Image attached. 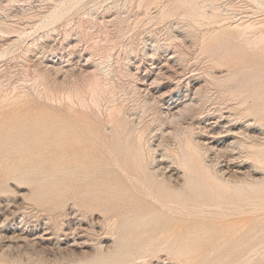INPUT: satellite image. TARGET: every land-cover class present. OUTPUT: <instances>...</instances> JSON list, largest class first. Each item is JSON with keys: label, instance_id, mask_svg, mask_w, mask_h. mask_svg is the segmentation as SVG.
Returning <instances> with one entry per match:
<instances>
[{"label": "rangeland", "instance_id": "1", "mask_svg": "<svg viewBox=\"0 0 264 264\" xmlns=\"http://www.w3.org/2000/svg\"><path fill=\"white\" fill-rule=\"evenodd\" d=\"M162 1L0 0V264H264V194L226 195L218 202L199 199L184 189L187 175L180 164L186 141L193 135L205 137L196 122H217L215 133L227 123L236 125L237 133L243 132L248 122L256 125L258 119L248 111L264 108L263 60L258 64L264 55L242 50L232 54L231 32L220 30L252 24L255 29L249 37L262 35L264 0H197L212 18L201 26L190 25L182 16L158 18L164 6H174L179 0ZM60 14L61 19L53 20ZM213 32L218 34L211 41L206 34ZM145 50H157L158 54L151 61ZM174 52L179 60L172 64V80L157 84L146 96L151 103H144L145 95L135 87L138 77L149 75L150 70L151 76L156 75L160 62L175 57ZM88 53L92 65L109 57L114 73L111 82H104L109 93L100 106L85 110L77 97L67 100L74 92L72 84L63 86L48 75L43 82L42 76L53 59L62 66L76 65V77L77 61ZM129 68L134 76L128 74ZM233 72L240 74L232 83L214 78L220 75L226 80ZM72 77L68 80H76L78 89L84 91V84ZM191 84L206 89L203 94L191 95L192 110L183 118L184 127L194 123V130L186 133L174 125L172 135H167L169 124L162 122L165 119L153 97L164 93L185 99L191 94L187 92ZM245 86L247 91L240 92ZM50 89L60 102L47 100ZM154 90L158 96L151 95ZM18 97H23L20 104L16 103ZM111 108L121 109L131 146H136L139 137L146 140V166L157 168L163 160L175 169L178 177L174 181L183 188L179 200L166 201L164 208L153 204L143 187V182L148 185L143 175L127 176L101 142L99 147L86 148L84 156V113L90 118L98 116L106 125ZM69 110L78 118H72ZM260 126L264 129V122ZM18 129H29L25 141L30 136L34 142L28 146L10 143L8 139L17 136ZM151 145L155 148L152 154ZM238 149L232 150L235 159L225 151H216L206 156L205 163L219 178L241 187L250 182L244 172L251 170V152ZM239 167L242 175L236 172ZM258 170L264 177L262 167ZM150 202L161 213L159 221L140 228L131 225L136 209ZM20 234L27 239L21 240Z\"/></svg>", "mask_w": 264, "mask_h": 264}, {"label": "bare ground", "instance_id": "2", "mask_svg": "<svg viewBox=\"0 0 264 264\" xmlns=\"http://www.w3.org/2000/svg\"><path fill=\"white\" fill-rule=\"evenodd\" d=\"M62 9H60V10H62ZM64 11H65V9H64ZM69 11L71 12V10H69ZM57 12H60V11H56V13ZM120 14H121V12H120ZM207 14H208V12H206L202 8V6L197 2V0H179L177 2V4L174 5V6H171V5L164 6V8L162 10H160V13L158 15V18L163 19V20H166V19H170V18H175V17L182 16V18H184V19H186V20H188L190 22V25H191V23L192 24H194V23L196 24L197 23V25H198L200 23L202 24V22H205V21L208 22L209 19H212ZM65 15H66V13H65ZM51 17H53V16H51ZM51 17H50V19H52ZM219 17H221V16H219ZM61 18H62V16L60 14V15L56 16L55 18L53 17V20L56 21L57 19H61ZM218 20H219V18H218ZM49 21H50V24H51V20H49ZM99 21H101V20H99ZM227 21H228V19H227ZM178 22H180V20ZM181 22H183V21H181ZM187 24H189V23H187ZM201 24H200V26H201ZM207 24L208 23H206V25ZM226 26H227V24H226ZM255 26H257V25H255ZM220 28H222V26H220ZM192 29H194V28H192ZM254 29H255L254 25H252V24L244 25L242 23V24L236 25L232 29L228 27V28H222L221 30L220 29H218V30H220V32H223V33H226L228 31L231 32L230 33V36H231V42L232 43L230 44V52L232 54H237L239 52V50H242L244 52H258L259 55L260 54L261 55H264V33L262 35H259V36L256 35L254 38H250L249 37V33H251L252 31H254ZM217 34H218V32L217 33L213 32V33H210V34L208 33L206 35H209V39L212 41V40H215ZM173 38H175V37H173ZM180 40L182 41V39H180ZM145 54H146V56H148L151 59V61H153L154 58H156V56L158 54V51L157 50H155V51L145 50ZM174 54L176 55L177 53L174 52ZM91 56L92 55L88 53V54H85L84 56L82 55V56L79 57V60L77 61L78 65H79V68H78L79 69V74L76 77H75V74L76 73H75V69H74L76 67V65H75V67L72 66V65H69V64L66 65V66H62L60 63H58V61H54L53 59H51L49 61V63H48L49 64V67L45 71V74L42 76L43 82H46L48 76H50V77H53V79L57 80L56 83H59V84H61L63 86H66V87H71L72 86L74 92L71 91V93L69 95V98L67 97V100H69L70 102H72V97L73 96L77 97L78 100H79L80 105L83 106L85 110L86 109H89L88 107H90L91 105L92 106H95V107L100 106L99 105L100 102L109 93L107 87L105 88V86H104V82L110 80L111 76H113L112 74L114 72H113L112 69H113V66L114 65L111 63V59L109 57L105 58L99 64L92 65ZM132 57H134V56H132ZM43 59H45V58H43ZM164 59L165 60L163 62H160L162 64H161V67L157 70L158 73L156 75L151 76V72L152 71L150 70V73L147 76L144 75L141 78H139L138 76H136V77H138L139 80L135 83V87H136V89H137V91L139 93L145 95V101L146 102L144 101V103H146V104H148L149 102L151 103V101H149L146 96L150 92L151 93L153 92L152 89H155L154 87L155 86H158L157 84H160L162 81H165V80L167 81V79H171L173 77V75H172V72L173 71H171V68H172L173 62L175 63V61L178 59V56L176 55L175 57L172 56L169 59H166V58H164ZM262 60L264 62V58L263 59H259L258 64ZM218 64L222 65L223 63L219 62ZM128 65H129V63H128ZM175 68H177V67H175ZM177 69H179V68H177ZM179 73H181V72H179ZM240 73L241 74H244L243 71H241ZM240 73L233 72V73L230 74L231 76L229 75L227 77L226 80L223 79L224 77L223 78L222 77H219L220 75L219 76H214V78H215V80L219 81V83H224V82H226V83L227 82L228 83H232V82H235L236 81V79H237V77L239 76ZM128 74L129 75L131 74V76H134L133 75V69L132 68H129ZM70 75H73V77H75V79L78 77V79L84 84V91H81V90L78 89L79 86H78L76 80L75 81H71V82H70V80H68V78H70ZM183 78H185V76ZM263 79L261 78V80H263ZM110 82H111V80H110ZM170 82H169V84H170ZM180 82H182V81H180ZM240 89H241V90H239L240 92H245V91H247V86L242 87ZM205 90H203V86L200 85V84H191L189 86V88L187 89V92L188 93L190 92L191 94H187L185 96V99L183 98L184 100L181 99L180 97H177L175 99V96L174 95H170V96L163 95L164 93H162L161 96H159V97H156V96L153 97L154 101L152 100V102H155L156 104H159V107H160L159 114H160V116H161L162 119L163 118L165 119V120H163V121L161 120V121L163 123L166 122V123L169 124V126H168L169 128L166 129V131H165V132H167V135H172V133H173L172 126H174V125H179V127L181 126L182 129L184 130L183 132H186V133L187 132L191 133L194 130L193 129L194 128L193 125H195L194 123L189 124L190 122H188V125L187 126L185 125V127H184V125L182 123L183 122V118H185L186 114L188 112H191V110H192L193 103H191V102L193 100L191 98V95L198 96L199 94H203ZM154 94L157 95V93H155V90H154V93L151 94V95H154ZM46 95H47V100L49 102H52V103L55 104V101H57L58 98L55 99V95L52 93V90L51 89L46 92ZM87 95L90 96V98H89L90 101L87 99ZM234 96H236V95L234 94ZM21 98H23V97H18L16 99V103L17 104H20V102H21L20 99ZM57 102H60V101H57ZM73 103H74V101H73ZM160 103H161V105H160ZM195 103H196V101H195ZM73 112H74L73 110H69V114L72 115V116L74 115L72 118H78V114H75V112L73 114ZM248 112H249L250 115H252L256 119H258L257 120V123H260V125L263 124V122H264V108L263 109H258V110H250ZM248 112H246V113H248ZM107 113H108V120H109V122L106 125H102V120L98 116L95 115L93 118H90L86 113H84V156H86V152H85V149L86 148H89L90 146H92V147L93 146L99 147L98 143L101 142L102 143V147L106 149V153L109 154L114 159V161L119 165L118 167L121 168V170H123V172H125L126 175L128 173L131 174V175L132 174L135 175L136 172L138 174H142L143 175L144 180L146 179V181L148 182V185H146V182H143V187L145 188V190L147 191V193H149V194H147V196H149V197L152 198L151 199V202L153 204H156L157 206H160L161 208H164L166 201H169V200L173 201L175 199H178L179 200L182 197L183 188H182V186H180L179 184H177L174 181V179L176 177H178L177 175L175 176L176 173L173 172V171H175L174 167H173L174 170L172 171V169H170L171 166L170 165H169V167L166 166L167 164L163 160H159L158 161V164H156L157 165V168H155L154 166H153V168H151V167L149 168L148 166H146L145 165L146 164V155H145V149H144V143L145 142H143V141H146V140H143L142 137H139L138 140H137V142H136V146L135 145L134 146H131V133L127 131L126 122L122 118V111H121V109H119V108L118 109L117 108H111V109H109L107 111ZM253 122H254V120H253ZM255 122H256V120H255ZM257 123L255 125L254 123L252 124V123L248 122V124L245 126L243 132H241V133L240 132L237 133L235 131V128H234L236 126L235 124H234L235 126H227V124H228L227 123L226 125H222L223 126L222 128L219 126L220 129L219 128L218 129L221 130V131L218 132V133H215L214 132V129H215V126L218 124L217 122L216 123H212V124L211 123H207V121L206 122H200V123L199 122H196V124L198 126L197 128H199L201 130V132H203L202 133L203 134L202 136H205L206 138L204 137L205 138L204 139L202 137V139H196V138H194V135H193L192 137L189 136L191 138L186 141V144H185L186 146L184 147L185 148V151H186V154L183 156V159L180 161V164H181V166H182L185 174L187 175V179H186V181L184 183V185H185L184 189H187V191H189L191 193L193 192L196 195V197H198L199 199L202 198V197H205V199H209L212 202L213 201L218 202V201H220V199H222L226 195H230V196H240V195H246L249 192H251V193H261V194H264V177L260 174V171L258 170V168L262 167V170L264 171V129L262 128L263 126L257 125ZM239 129H240V127H239ZM27 131H29V129H18L15 132H18L19 134L17 136L12 135L8 140L10 141V143L13 141L14 143H17L18 145L28 146L29 145L28 142H31V141L34 142V139H32L29 135H27V136H29V140L27 141V139H26V141H25ZM195 131H197V129ZM10 133H11V131H10ZM34 134L35 133H33V132L30 133V135H32V136ZM140 134H141V132H140ZM217 135L219 136L218 138H217ZM174 137H175V135H174ZM182 137H183V135H182ZM167 138H168V136H167ZM164 140L166 141V139H164ZM159 146H161V145H159ZM238 148H241V149L242 148H247L251 152V155H250L251 161L249 162L250 163L251 170L244 172V173L247 172L245 175L247 177V180L250 181V182H249V184H248V182L245 183V184H243V186H241V187L234 186V185L226 182L224 179L219 178L218 173L217 174H214V171H213L212 167L209 166V165H207L205 163L206 156L209 155L210 153L216 152V151L218 153H221L222 151H225V153H228L231 156V158H234L235 153L233 152L234 151L233 149H238ZM149 149L151 151L150 153L152 154V152L154 151L155 148L153 149V147L151 145V146H149ZM156 149H157V146H156ZM160 153H161V151H160ZM157 154H159V153H157ZM213 155H214V153H213ZM214 156H216V155H214ZM216 157H219V156H216ZM168 158H169V156H168ZM155 160H156V158H155ZM209 163H210V161H209ZM231 163H229V164H231ZM249 163H248V165H249ZM211 164H212V162H211ZM84 166H86V163L85 162H84ZM235 167H237V166H235ZM84 170H85V168H84ZM236 172H238V174L241 173V175L243 173V171H242V169L240 167H239V169ZM236 172H234L233 174H235ZM241 175L240 176L239 175L236 176V174H235V176L237 178L238 177H241ZM245 175L242 176V177L244 178ZM232 177H234V176H232ZM227 178H228V176H227ZM236 180L237 179L234 178V181H236ZM129 183H130V181H129ZM120 191H122V190H120ZM151 202L148 203L147 206H141V207H138L136 209L137 210L135 212L136 219L130 223L131 225H135L136 228H140V226L149 225L151 223H157L159 221L158 218L161 216V213H158V211H156V210L153 209L154 208V205L151 204ZM134 203L135 202H133L132 208L134 207ZM196 234H198V232H196ZM18 236H19V234H18ZM37 237L39 238V236H37ZM170 237H172V236H170ZM10 238H12V236ZM20 238H21V240L24 241V240L27 239V236H25V234H22V235L20 234ZM49 238H50V236H49ZM49 238H48V240H49ZM7 239L8 238H6V240ZM34 241H35V239H34ZM40 241H41V239H40ZM35 243H37V242H35ZM72 244H74V243H72ZM23 246H24V244H23Z\"/></svg>", "mask_w": 264, "mask_h": 264}]
</instances>
